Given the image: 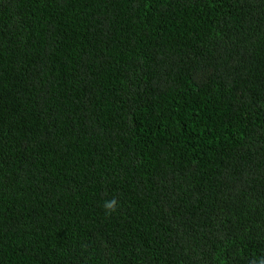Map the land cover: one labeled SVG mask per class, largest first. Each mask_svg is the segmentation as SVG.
<instances>
[{
	"label": "trees",
	"instance_id": "1",
	"mask_svg": "<svg viewBox=\"0 0 264 264\" xmlns=\"http://www.w3.org/2000/svg\"><path fill=\"white\" fill-rule=\"evenodd\" d=\"M261 259L264 0H0V264Z\"/></svg>",
	"mask_w": 264,
	"mask_h": 264
},
{
	"label": "clouds",
	"instance_id": "2",
	"mask_svg": "<svg viewBox=\"0 0 264 264\" xmlns=\"http://www.w3.org/2000/svg\"><path fill=\"white\" fill-rule=\"evenodd\" d=\"M103 207L105 209V214L111 215L117 212L118 207H119V202L116 198H112L111 200L104 201ZM259 264H264V259H261L259 261Z\"/></svg>",
	"mask_w": 264,
	"mask_h": 264
}]
</instances>
